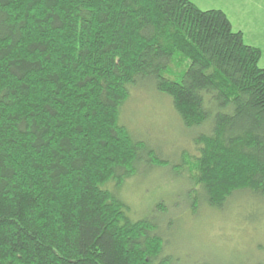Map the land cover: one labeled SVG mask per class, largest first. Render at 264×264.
<instances>
[{
    "label": "trees",
    "instance_id": "trees-1",
    "mask_svg": "<svg viewBox=\"0 0 264 264\" xmlns=\"http://www.w3.org/2000/svg\"><path fill=\"white\" fill-rule=\"evenodd\" d=\"M261 55L191 0H0V264H186L117 193L167 163L121 112L144 82L170 96L194 211L264 201Z\"/></svg>",
    "mask_w": 264,
    "mask_h": 264
},
{
    "label": "rangeland",
    "instance_id": "rangeland-1",
    "mask_svg": "<svg viewBox=\"0 0 264 264\" xmlns=\"http://www.w3.org/2000/svg\"><path fill=\"white\" fill-rule=\"evenodd\" d=\"M198 7L217 8L228 13L233 26L244 29L261 50L264 66V18L253 17L252 6L240 0H191ZM257 33V34H255ZM120 120L136 140L166 160L157 165L142 162L137 172L117 187L129 206L132 219L155 216L172 239L173 252L186 264L207 259L211 264H256L264 262V201L248 193H236L221 207L201 201L193 210L195 195L182 152L194 154L190 143L194 130L186 128L173 108L169 95L147 82L134 89ZM113 183V182H112Z\"/></svg>",
    "mask_w": 264,
    "mask_h": 264
},
{
    "label": "crops",
    "instance_id": "crops-1",
    "mask_svg": "<svg viewBox=\"0 0 264 264\" xmlns=\"http://www.w3.org/2000/svg\"><path fill=\"white\" fill-rule=\"evenodd\" d=\"M247 2L249 5L252 6V15L253 17H263L264 18V0H240V4H242L243 7L244 6V3ZM201 9H212V8H204V7H199ZM217 9V8H216ZM225 12V11H224ZM227 17L229 18L230 22H231V25H232V28L235 30V31H241L243 33V37H244V41L249 44V45H253V46H256L258 47V45L252 40H249L248 38L250 37H247V35L245 34L244 32V29H242L241 27H234L233 26V23L231 21V18L228 16V13L225 12ZM257 34V33H255ZM251 39V38H250ZM259 48V47H258ZM262 58V57H261ZM261 67L264 68V66L261 65Z\"/></svg>",
    "mask_w": 264,
    "mask_h": 264
}]
</instances>
